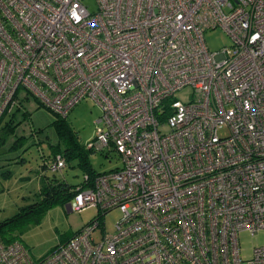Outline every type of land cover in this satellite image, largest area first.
<instances>
[{
  "label": "built area",
  "instance_id": "obj_1",
  "mask_svg": "<svg viewBox=\"0 0 264 264\" xmlns=\"http://www.w3.org/2000/svg\"><path fill=\"white\" fill-rule=\"evenodd\" d=\"M92 1L0 0V122L29 98L59 118L90 100L85 149L121 161L73 189L68 210L96 219L40 259L0 238V264H264L238 243L264 230V0ZM216 28L232 43L210 53Z\"/></svg>",
  "mask_w": 264,
  "mask_h": 264
},
{
  "label": "rangeland",
  "instance_id": "obj_2",
  "mask_svg": "<svg viewBox=\"0 0 264 264\" xmlns=\"http://www.w3.org/2000/svg\"><path fill=\"white\" fill-rule=\"evenodd\" d=\"M85 4L93 9L92 0H85ZM203 38L210 53L219 52L232 43L228 35L219 28L205 31ZM174 98L182 103H189L193 99V90L190 87L183 88L174 94ZM29 99L20 110L13 115L4 116L0 122V131L8 123L14 126L13 134L0 149V222L39 200L38 192L43 185L44 176H53L50 171L42 174L41 166L52 158L55 148L63 150L66 144L54 126L59 117L36 100ZM99 116L98 107L90 100H83L64 119L77 135L80 146L84 147L94 138L95 121ZM16 141L18 144L11 149ZM87 155L91 167L97 173H107L121 166L115 151L87 152ZM77 163L78 161L73 160L61 173L55 174L68 184L77 185L84 175ZM97 217L96 208L73 212L65 204L49 209L38 222L23 224L15 231V235L28 248L33 258L40 259ZM118 218L117 210L107 213L99 219L101 228L112 233ZM94 234L99 235V231ZM238 243L241 259L248 260L254 248L264 246V230L253 235L242 231L238 234Z\"/></svg>",
  "mask_w": 264,
  "mask_h": 264
},
{
  "label": "trees",
  "instance_id": "obj_3",
  "mask_svg": "<svg viewBox=\"0 0 264 264\" xmlns=\"http://www.w3.org/2000/svg\"><path fill=\"white\" fill-rule=\"evenodd\" d=\"M64 119L66 118H58V120L54 122V126L57 134H59V136L64 139L66 143L65 147L63 150L58 147L54 149L52 158L48 162H43L41 166L42 174L45 171L52 172L50 170L49 163H51V161H53L57 155H61L63 157L66 167L70 165L71 161H78V167L83 171L84 174L91 178L101 174L95 172L88 161L87 152L92 151L85 149V146H80L77 135L70 129ZM13 132L14 126L10 123H8L0 131V149L6 143L7 138L13 134ZM16 144H18V141L12 145L11 149L15 148ZM55 173L57 172H52V177L44 176L43 185L38 192L39 200L37 202L23 207L11 218L0 222V238L5 241L17 240L15 231H17L18 228H21L23 224H27L30 221L38 222L40 217L49 209L56 206H63L72 200L74 197L73 189L80 183L77 185H70L64 179L57 177ZM65 242L61 243V245Z\"/></svg>",
  "mask_w": 264,
  "mask_h": 264
}]
</instances>
